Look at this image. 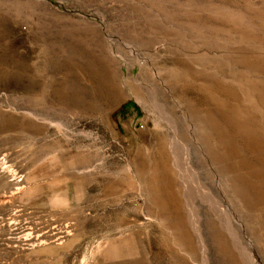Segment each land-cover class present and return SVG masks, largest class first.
Listing matches in <instances>:
<instances>
[{
	"label": "rangeland",
	"instance_id": "rangeland-1",
	"mask_svg": "<svg viewBox=\"0 0 264 264\" xmlns=\"http://www.w3.org/2000/svg\"><path fill=\"white\" fill-rule=\"evenodd\" d=\"M263 26L264 0H0V264H264Z\"/></svg>",
	"mask_w": 264,
	"mask_h": 264
},
{
	"label": "bare ground",
	"instance_id": "bare-ground-1",
	"mask_svg": "<svg viewBox=\"0 0 264 264\" xmlns=\"http://www.w3.org/2000/svg\"><path fill=\"white\" fill-rule=\"evenodd\" d=\"M250 6H251V5H250ZM219 9H220V8H219ZM257 11H258V10H257ZM257 15H258V14H257ZM258 16H259V15H258ZM258 16H257V17H258ZM232 17H233V16H232ZM255 17H256V16H255ZM230 18H231V17H230ZM259 19H260V18H259ZM241 20H242V19H241ZM260 20H261V19H260ZM232 21H233V20H232ZM238 21H239V20H238ZM222 22H223V21H222ZM255 25H256V24H255ZM261 25H262V24H261ZM228 26H229V25H228ZM259 26H260V25H259ZM230 27H231V26H230ZM257 27H258V26H257ZM263 27H264V26H263ZM232 28H233V27H232ZM232 28H230V29H232ZM254 28H255V27H254ZM210 29H211V28H210ZM252 29H253V28H252ZM257 29H258V28H257ZM211 30H212V29H211ZM222 30H223V29H222ZM227 30H228V29H227ZM261 30H262V29H261ZM205 31H207V30H205ZM254 31H255V30H254ZM259 31H260V30H259ZM263 32H264V31H263ZM164 33H165V32H164ZM258 33H260V32H258ZM89 34H90V33H89ZM173 34H174V33H173ZM249 34H250V33H249ZM256 34H257V33H256ZM250 36H251V35H250ZM255 36H256V35H255ZM251 37H252V36H251ZM174 40H175V39H174ZM246 40H247V39H246ZM255 40H256V39H255ZM187 41H188V40H187ZM213 41H214V40H213ZM250 41H251V40H250ZM174 42H175V41H174ZM191 43H192V42H191ZM218 44H219V43H218ZM178 50H179V49H178ZM185 50H186V49H185ZM191 51H192V50H191ZM211 61H212V60H211ZM219 63H220V62H219ZM247 80H248V79H247ZM248 84H249V83H248ZM244 86H245V85H244ZM261 90H262V89H261ZM228 95H229V94H228ZM262 95H263V94H262ZM245 96H246V95H245ZM236 97H237V96H236ZM259 97H260V96H259ZM237 99H238V98H237ZM251 99H253V98H251ZM238 100H239V99H238ZM238 100H237V102H238V104H239L240 102H239ZM240 100H241V99H240ZM231 101H233V100H231ZM251 102H252V101H251ZM219 103H220V102H219ZM240 104H241V103H240ZM253 104H254V103H253ZM234 105H235V104H234ZM257 105H258V104H257ZM240 106H241V105H240ZM242 106H243V105H242ZM246 106H247V105H246ZM255 106H256V103H255ZM236 108H237V107H236ZM247 109H248V108H247ZM229 110H230V109H229ZM237 110H238V109H237ZM240 110H241V109H240ZM242 111H243V110H242ZM244 112H247V111H244ZM244 112H243V113H244ZM244 115H245V113H244ZM248 116H249V114H248ZM234 117H236V114H235ZM229 118H230V117H229ZM236 118H237V117H236ZM237 119H238V118H237ZM254 120H255V119H254ZM240 122H241V121H240ZM242 122H243V121H242ZM263 122H264V121H263ZM251 124H252V123H251ZM226 125H228V124H226ZM254 126H255V125H254ZM229 127H230V126H229ZM231 129H232V128H231ZM236 129H237V128H236ZM243 130H244V129H243ZM246 133H247V132H246ZM235 135H236V134H235ZM225 136H226V135H225ZM231 138H232V137H231ZM229 139H230V138H229ZM242 140H243V139H242ZM254 141H255V140H254ZM263 142H264V141H263ZM248 144H250V143H248ZM252 144H253V142H252ZM252 144H250V147H251ZM262 145H264V144H262ZM252 147H253V145H252ZM247 148H248V147H247ZM259 148H260V147H259ZM190 150H191V149H190ZM255 150H256V149H255ZM161 156H162V155H161ZM164 158H165V157H164ZM161 159H162V163H163L165 160L163 161V158H161ZM241 161H242V160H241ZM164 163H165V162H164ZM253 163H254V162H253ZM168 164H169V162H168ZM168 164H166V166H168ZM163 165H164V164H163ZM211 166H212V165H211ZM164 167H165V166H164ZM165 168H166V167H165ZM165 168H164V169H165ZM238 168H239V167H238ZM247 168H248V167H247ZM255 168H256V167H255ZM140 170H141V169H140ZM166 170H167V168H166ZM258 170H259V169H258ZM162 171H163V170H162ZM167 173H168V172H167ZM159 174H160V173H159ZM164 174L166 175V173H164ZM169 174H171V173L169 172ZM165 175H164V177L167 178L168 176H165ZM139 176H140V175H139ZM154 176H156V175H154ZM171 176H172V174H171ZM140 177H141V176H140ZM169 177H170V176H169ZM169 177H168V178H169ZM144 178H145V176H144ZM172 178H173V177H172ZM247 178H248V177H247ZM163 179H164V178H163ZM173 179H174V178H173ZM173 179H171V180H173ZM256 179H257V178L255 177L254 180H256ZM262 179H263V178H262ZM262 179H261V180H262ZM142 180H143V179H142ZM165 180H166V179H165ZM171 180L168 181V182H169V183H170V182L172 183ZM259 180H260V179H259ZM261 180H260V181H261ZM157 181H158V180H157ZM151 182H152V181H151ZM151 182H150V183H151ZM165 182H166V181H165ZM257 182H258V180H257ZM143 183H144V182H143ZM171 183H170V184H171ZM145 184H146V181H145ZM151 184H152V183H151ZM172 184H173V183H172ZM254 184H256V183H254ZM143 185H144V184H143ZM157 185H159V184H157ZM146 186H147V185H146ZM256 186H257V185H256ZM262 187H263V186H262ZM106 189H107V188H106ZM145 189H146V188H145ZM158 189H160V188L158 187ZM156 190H157V189H156ZM172 191H174V189H172L171 192H172ZM175 191H176V190H175ZM124 192H125V191H124ZM151 192H152V191H151ZM157 192H158V191H157ZM166 192H167V190H166ZM168 192H169V191H168ZM171 192H170V194H171ZM175 193H176V192H175ZM175 193H174V194H175ZM174 194H172L171 196H173ZM263 194H264V193H263ZM181 195H182V194H181ZM167 196H170V195L168 194ZM171 196H170V197H171ZM263 196H264V195H263ZM176 197H177V194H176ZM181 197H182V196H181ZM181 197H180V199H181ZM166 198H169V197H166ZM262 198H263V197H262ZM161 199H162V198H161ZM171 199H172V197L170 198V200H171ZM176 199H178V198H176ZM154 200H155V199H154ZM159 200H160V198H159ZM151 201H152V200H151ZM172 201H173V200H171V202H172ZM177 201H178V200H177ZM162 202H163V201H162ZM178 202H179V201H178ZM178 202H177V203H178ZM149 203H150V202H149ZM154 203H156V202L153 201V204H154ZM163 203H165V202H163ZM172 203H173V202H172ZM180 203H181V202H180ZM182 203H183V202H182ZM166 204H167V205H166ZM166 204H165V205L170 209V207H169L170 204H168V203H166ZM178 204H179V203H178ZM178 204H177V205H178ZM150 205H151V204H150ZM154 205H155V204H154ZM168 205H169V206H168ZM177 205H176V206H177ZM155 206L157 207V205H155ZM158 206H159V205H158ZM161 206H162V205H161ZM179 206H181V205H179ZM149 207H150V206H149ZM167 207H165V208H166V209H165V212H167ZM171 207H172V206H171ZM173 207H175L174 204H173ZM177 207H178V206H177ZM150 208H151V207H150ZM150 208H149V209H150ZM161 208H162V207H161ZM178 208H179V207H178ZM180 208H181V207H180ZM156 209H157V208H156ZM173 209H174V208H173ZM152 210L154 211V209H152ZM158 210H159V209H158ZM158 210H156V211H158ZM160 210H161V209H160ZM181 210H182V209H181ZM172 211H173V210H172ZM176 211H177V210H176ZM151 212H152V211L149 210V214H150ZM182 212H183V211H182ZM193 212H194V211H193ZM157 213H158V212H157ZM172 213H173V212H172ZM183 213H184V212H183ZM151 214H152V213H151ZM160 214H162V213H160ZM173 214H174V213H173ZM175 214H176V216L178 215L177 212H176ZM168 215H169V214H168ZM170 216H171V215H170ZM170 216H168V218H169ZM178 216H179V215H178ZM184 216H185V214H184ZM197 216H199V214H198ZM197 216H196V217H197ZM179 217H180V216H179ZM189 217H190V216H189ZM154 218L157 219L158 217L155 216ZM168 218H167V219H168ZM182 218H183V217H182ZM184 218H186V217H184ZM194 218H195V217H194ZM165 219H166V218H165ZM167 219L164 220V221H167ZM172 219H175V218H172ZM176 219H177V218H176ZM198 219H200V217H199ZM180 220H181V219H180ZM182 220H183V219H182ZM182 220H181V221H182ZM196 220H197V219H196ZM200 220H201V219H200ZM164 221H162V225H163V222H164ZM172 222H173V221H172ZM175 222H176V221H175ZM185 222H186V221H185ZM196 222H198V221H196ZM166 223H168V222H166ZM166 223H165V224H166ZM192 223H193V222H192ZM177 224H178V222H177ZM179 224H180V223H179ZM186 224H187V223H186ZM174 225H175V224H174ZM180 225H181V224H180ZM184 225H185V224H184ZM199 225H200V224H199ZM200 226H201V225H200ZM200 226H199V227H200ZM175 228H176V227H175ZM175 228H174V229H175ZM197 228H198V227H197ZM197 228H195V229H197ZM166 229H167V228H166ZM184 229H185V228H184ZM199 229H200V228H199ZM175 230H176V229H175ZM193 230H194V229H193ZM203 230H204V229L200 230V231H202L201 233H204ZM162 231H164V230H162ZM171 231H172V230H171ZM183 231H184V230H183ZM196 231H197V230H196ZM178 232H179V231H178ZM188 232H189V231H188ZM164 233H165V232H164ZM170 234H171V233H170ZM174 234H176V233H174ZM198 234H199V233H198ZM189 235H190V233H189ZM237 235H238V234H237ZM171 236H172V234H171ZM195 236H196V233H195ZM162 238H163V237H162ZM177 238H178V237H176V240H177ZM193 238H194V237H193ZM202 238H203V236H202ZM160 239H161V238H160ZM180 239H181V238H180ZM185 239H186V238H185ZM197 239H198V238H197ZM199 239H200V238H199ZM204 239H205V237L203 238V240H204ZM215 239H216V238H215ZM226 239H227V238H226ZM172 240H174V239H172ZM186 240H187V239H186ZM188 240H189V238H188ZM192 240H193V239H192ZM195 240H196V238H195ZM195 240H193V241L195 242ZM219 240H220V239H219ZM178 241H179V243H180V240H178ZM184 241H185V240H184ZM198 241H199V240H198ZM201 241H202V240H201ZM160 242H161V241H160ZM163 242H164V241H163ZM163 242H162V243H163ZM194 242H193V243H194ZM222 242H224V241H222ZM181 243H182V242H181ZM186 243H187V242H186ZM198 243H200V242H198ZM203 243H205V242H203ZM157 244H158L157 246L161 245V244H159V243H157ZM182 244H184V242H183ZM185 245H186V244H185ZM189 245H190V244H189ZM204 245H205V244H204ZM120 246H121V245H120ZM162 246H163V245H162ZM193 246H194V245H193ZM193 246H192V247H193ZM197 246H198V245H197ZM201 246H202V245H201ZM205 246H206V245H205ZM159 247H161V246H159ZM159 247H158V248H159ZM187 247H188V246H187ZM199 247H200V246H199ZM202 247H203L204 249H206L204 246H202ZM202 247H201V248H202ZM206 247H207V246H206ZM223 247H224V246H222V248H223ZM228 247H229V246H228ZM228 247H227V248H228ZM163 248H164V247H163ZM163 248H162V249H163ZM203 248H202V249H203ZM166 249H168V248H166ZM176 249H177V251H178V248H176ZM189 249H190V248H189ZM207 249H208V248H207ZM220 249H221V248H220ZM121 250H122V249H121ZM182 250H184V249H182ZM168 251H170V250H168ZM191 251H192V249H191ZM207 251H208V250H206V252H207ZM186 252H188V251H186ZM192 252H193V251H192ZM171 253H172V252H171ZM193 253H194V252H193ZM196 253H197V248H196ZM202 253H205V251L202 252ZM207 253H208V252H207ZM207 253H206L205 255H207ZM177 254H178V253H177ZM173 255H174V254H173ZM189 255H191V254H189ZM180 256H181V255H180ZM208 256H209V255H208ZM216 256H217V255H216ZM187 257H188V256H187ZM192 257H193V256H192ZM194 257H195V256H194ZM200 257H201V256H199V258H200ZM179 258H180V257H179ZM179 258H178V259H179ZM188 258H189V257H188ZM197 258H198V257H197ZM199 258H198V260H200ZM203 258H205V257H203ZM178 259H177V260H178ZM186 259H187V258L185 257L184 260L186 261ZM208 259H209V258H208ZM179 260L181 261V258H180ZM184 260H183V261H184ZM189 260H190V259H189ZM196 260H197V259H196ZM203 260L205 261V259H203ZM101 261H102V260H101ZM185 261H184V262L181 261V262L187 264V262H185ZM187 261H188V259H187ZM194 261H195V260H194ZM204 261H203V264H204ZM209 261H210V260H208V263H207V261H206V263L209 264V263H210ZM149 263H150V262H149ZM206 263H205V264H206ZM162 264H163V263H162ZM188 264H189V263H188ZM198 264H199V263H198ZM210 264H211V263H210Z\"/></svg>",
	"mask_w": 264,
	"mask_h": 264
}]
</instances>
